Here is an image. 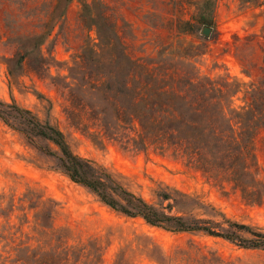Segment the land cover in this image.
<instances>
[{"label": "rangeland", "instance_id": "obj_1", "mask_svg": "<svg viewBox=\"0 0 264 264\" xmlns=\"http://www.w3.org/2000/svg\"><path fill=\"white\" fill-rule=\"evenodd\" d=\"M200 1L103 0L109 19L117 21L111 44L102 50L103 70L113 57L122 62L127 52L176 75L197 72L219 83L227 76L246 82L257 79L264 68V6L254 7L244 0H218L212 25H198L194 34L178 35V16L188 19L197 14ZM45 8L37 0H0V98H14L41 120L48 118L62 130L75 153L103 164L122 184L150 202H158L154 190L162 183L201 202L203 208L195 206L191 211L197 216L209 217L214 208L232 219L264 228V204H247L230 184L222 189L206 182L200 172L152 150L124 148L113 140L100 144L89 136L94 128L87 131L77 126L78 117L67 116L71 104L77 116L84 113L86 101L102 105L95 96L70 87L85 74L88 79L95 68V54L86 43L88 34L95 38L96 32L95 28L88 30L90 23L82 21L80 3L72 1L64 21L42 45L49 67L34 73L31 56L19 60L24 51L19 42L38 30ZM96 20L102 22L100 17ZM163 48L166 50L161 54ZM81 54L86 62L76 64L75 57ZM238 56L245 60L248 73ZM241 96L239 91L235 103L242 101ZM41 145L48 143L37 139L32 144L0 119V264H12L16 256L24 255L28 245L39 249L45 244L40 227L34 226V211L21 200L27 188L56 203L53 224L63 230L69 244L95 241L100 247V264H184L177 253L180 250L191 257L212 256L221 264H264V249L243 248L198 232H168L111 209L89 189L55 169L54 158L42 152ZM256 153L264 181V153L259 149Z\"/></svg>", "mask_w": 264, "mask_h": 264}, {"label": "trees", "instance_id": "obj_2", "mask_svg": "<svg viewBox=\"0 0 264 264\" xmlns=\"http://www.w3.org/2000/svg\"><path fill=\"white\" fill-rule=\"evenodd\" d=\"M37 1L45 5L46 12L40 16L38 30H32L19 42L24 49L19 60L31 56L35 61L31 70L40 74L49 67L42 45L64 21L67 8L74 0ZM76 1L81 5L82 21L90 23L88 30L95 28L96 37L88 34L86 43L95 54L92 59L95 68L88 73V79L85 74L70 87L95 96L102 105L86 101L84 113L77 116L71 104L67 107V116L78 117L77 126L87 131L94 128L89 136L100 144L113 140L124 148L170 156L200 172L206 182L222 189L230 184L247 204L263 205L264 181L259 174L256 152L259 149L264 153V68L255 80H230L227 76L219 83L197 72L176 75L158 63L143 57L133 58L125 52L122 62L113 57L110 66L103 70L102 50L111 44L117 21L109 19L103 0ZM243 2L254 7L264 6V0ZM217 3L218 0H201L200 7H196L197 14L188 19L178 16V35L194 34L197 27L212 25ZM75 58L76 64L86 62L82 54ZM238 58L248 73L245 60ZM239 91H242V101L235 103L234 96ZM70 94L73 95L72 91ZM67 99L70 101V97ZM0 119L32 144L37 139L45 140L48 145L38 147L54 158L55 169L89 189L117 212L139 217L148 225L168 232H198L243 248L264 249L263 227L232 219L214 208L209 217L197 216L191 211L195 206L203 208L204 205L175 187L159 183L154 190L158 202L146 200L122 184L103 164L75 153L55 123L48 118L41 120L14 98L11 101L0 98ZM21 200L34 211V226L40 227L45 244L39 249L28 245L24 255L16 256L12 264H100V247L94 240L69 244L63 230L54 227L56 203L52 199L27 188ZM39 216L41 222H38ZM177 253L182 255L180 263L221 264L206 254L197 258L187 251Z\"/></svg>", "mask_w": 264, "mask_h": 264}, {"label": "water", "instance_id": "obj_3", "mask_svg": "<svg viewBox=\"0 0 264 264\" xmlns=\"http://www.w3.org/2000/svg\"><path fill=\"white\" fill-rule=\"evenodd\" d=\"M208 31V28L207 27H205L204 29H203V32H207Z\"/></svg>", "mask_w": 264, "mask_h": 264}]
</instances>
